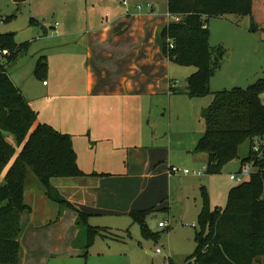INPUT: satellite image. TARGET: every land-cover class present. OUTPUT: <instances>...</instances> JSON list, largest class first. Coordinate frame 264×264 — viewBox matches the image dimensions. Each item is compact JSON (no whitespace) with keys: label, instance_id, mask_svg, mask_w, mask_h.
Returning a JSON list of instances; mask_svg holds the SVG:
<instances>
[{"label":"trees","instance_id":"1","mask_svg":"<svg viewBox=\"0 0 264 264\" xmlns=\"http://www.w3.org/2000/svg\"><path fill=\"white\" fill-rule=\"evenodd\" d=\"M168 5L170 14L184 19L163 31L164 53L174 64L196 69L187 80V88L175 93L192 99L214 95L213 103L203 111L206 132L195 150L208 155L207 174H220L226 165L238 160L241 165L255 162L256 168L247 182L230 191L225 209H212L209 193L203 188L198 247L185 264H259L264 258V154L259 159L253 147L255 141L264 138V79L246 90L213 93L211 81L222 68L225 50L211 46L209 28L204 26L215 18L250 16L252 31H264V0H168ZM169 39L175 44L172 50ZM30 46L18 44L15 34H0V52H10L3 58L8 64L0 63V177L4 178L0 186V264L20 261L22 218L30 210L25 202L29 174L51 200L73 209L53 183L87 177L79 167L72 136L39 122L38 113L11 79L8 66L27 54ZM48 69L47 58L41 57L36 77L43 81ZM248 142L250 151L242 159L241 148ZM147 213L135 211L131 216L150 237L145 227ZM90 220V215L78 212V228L81 235L86 234L85 257L104 232L93 227Z\"/></svg>","mask_w":264,"mask_h":264},{"label":"rangeland","instance_id":"2","mask_svg":"<svg viewBox=\"0 0 264 264\" xmlns=\"http://www.w3.org/2000/svg\"><path fill=\"white\" fill-rule=\"evenodd\" d=\"M84 2L85 0H27L17 4L13 0H0V34H15L18 44L30 43L31 45L27 54L23 55L14 65L8 66L11 75L15 72H21L23 75L24 72L28 73L29 83L22 86L26 92L32 84L36 85V89L43 88V81L36 77V68L41 56H46L47 62L50 59L51 66L55 63L57 69L61 66H66L68 69L74 68L73 79L78 88L83 89V81L78 82L76 79L78 76L84 77L82 57L70 64L61 58L60 53L53 61L54 59L49 57L50 51H54L59 46H48L47 43L51 44L50 40L58 37L64 29L66 33L75 32L78 29L76 18L79 16L81 21L79 29L80 31L85 29L87 15ZM8 19L11 21L8 22ZM33 19L35 23H32ZM245 22L232 16L231 18H215L210 21L213 28V30L210 29L211 46L223 47L225 50L222 68L211 81L210 87L213 93L232 91L236 88L246 90L264 79V31L253 32L251 26H246ZM42 46L47 49L45 51L49 52L46 54L43 51L39 52ZM63 48L73 51L75 45L73 42H68L65 47L63 42ZM78 56L81 55L78 54ZM0 63L8 64V61L4 59ZM178 68H180L178 81L182 87L178 90H185L187 80L196 69L193 67ZM17 83L23 85L24 82L18 81ZM182 95L185 94L177 93L173 97L174 105L170 108L168 105L165 110L154 114L152 118L148 115H141L144 116L143 118L151 119L156 129L155 134L159 132L164 149L157 152L141 149V154L138 156L139 162L134 167V174L137 176L132 175L130 179H127L123 183L124 189H114L117 199L114 202L119 208L124 206L128 198L133 199L134 203L144 204L146 201L145 206H147L148 213L145 218V227L150 237L130 213H111L94 219L93 225L104 231V235L96 237L87 258L51 256L49 261H52V264H168L171 260L174 264H185L186 260L195 254L198 247L197 232L201 230L199 214L204 204L203 188L209 193L212 209L217 207L225 209L228 205L230 191L239 185L238 182L232 181L231 177L240 172L242 165L239 160L234 161L226 165L220 174H207L208 157L206 154L197 153L195 148L206 127L203 111L213 103L214 95L211 94L201 99H191L189 96L183 97ZM26 96L28 101L34 105L33 92ZM261 100L264 104V93L261 95ZM83 111L85 112L81 116L77 114L81 122L90 124L92 118L95 120L97 117L103 118L102 113L87 109ZM63 114L66 119H73L72 109L68 106L63 108ZM119 115L118 113V122L121 119ZM112 117L115 121H111V130L116 132L114 136L124 138L121 142L123 145H120L124 146L121 148L123 155L131 152V148L142 145L139 135L146 130V127L141 117H136L133 121L135 124L130 125H119L117 114L114 111ZM154 127L150 126V129ZM86 129L88 134L92 126L89 125ZM107 131L109 132V129L99 132L94 128L93 132L96 137L104 138L106 137L104 132ZM249 151L250 143L248 142L241 148L240 157L242 159L247 157ZM127 154L126 157L129 155ZM147 163L151 167H147ZM171 167L187 169L192 173L203 172V174L201 176L177 174L170 178ZM153 177L156 179L154 180ZM35 182L38 184L36 178L29 174L28 191L37 188V185H34ZM59 182L61 180L54 181V186ZM99 193L102 192L99 191ZM61 195L66 200L62 193ZM79 197L81 200L87 199L83 194ZM47 202H49L50 210L54 211H51L53 214L66 211V209H59L50 201ZM42 207L48 211L46 205ZM161 223H164L167 228L161 229ZM193 224H196L197 228L190 227ZM49 237L48 234L45 235V239ZM82 242H86L85 232L76 245L80 247ZM158 250H161L162 254H158ZM259 264H264V258Z\"/></svg>","mask_w":264,"mask_h":264},{"label":"crops","instance_id":"3","mask_svg":"<svg viewBox=\"0 0 264 264\" xmlns=\"http://www.w3.org/2000/svg\"><path fill=\"white\" fill-rule=\"evenodd\" d=\"M147 4H151L152 9L145 7L143 11L137 10V6ZM84 6L87 15L85 29H79V16L76 18L78 29L75 32L66 33L64 29L58 37L50 40L51 44L47 43L48 46H59L50 51L49 57L53 58V61L60 53L61 58L70 64L82 57L84 77L76 78L78 82L83 81L82 90L73 79L74 68L61 66L57 69L55 63L51 66L50 59L42 89H36V85L32 84L26 92L22 86L29 83L28 73L10 74L26 99V95L33 92L35 103L33 102V105L28 102L38 113V121L72 136L79 167L87 175L82 179L61 180L55 186L74 209L51 200L39 183H34L37 185L35 190L27 189L25 202L30 210L25 212L22 218L19 264H52V261H49L51 256L57 255L63 258L85 257L84 243L82 242L80 247L76 245L82 236L78 228V212L90 215V223L95 227L94 219L104 215L146 211V201L144 204L134 203V200L129 198L124 202V206L119 208L114 202L117 201L114 189H124L123 183L132 175L137 176L134 174V167L139 162L141 149L156 152L164 149L160 134H155L156 129L151 119L141 115L152 118L168 105L170 108L175 102V91L182 89L178 81V67L181 66L171 62L163 50L162 33L171 24L168 0H129L128 6H125L122 0H85ZM257 10L258 8L256 12ZM229 17L231 18H224ZM232 17L242 22L247 20L245 25L252 27L253 18L250 16ZM208 28L209 31L213 30L210 23ZM63 42L65 47L68 42H73L75 50L64 49ZM42 48L44 47L42 46L39 52H49ZM18 81L24 82L23 85H18ZM182 96L188 97L186 94ZM65 106L72 109V120L65 118ZM84 109L102 113L103 118H92L90 124L81 122L77 114L81 116L85 112ZM113 111L117 114V122L118 113L120 114L119 125L135 124L133 121L136 117L144 120L147 131L144 130L139 135L142 145L131 148L129 155H123L121 152V148H124L121 147L123 136H114L116 132L111 130ZM89 125L92 129L87 134L86 128ZM150 126L154 128L150 129ZM94 128L99 132L109 129V132H104L106 137L99 138L94 135ZM205 132L206 127L203 135ZM146 165L151 167L148 163ZM3 182L4 178L0 177V186ZM82 194L87 199L81 200L79 196ZM47 201L66 211L53 214L54 211L50 210ZM45 205L49 212L42 207ZM46 234L50 236L47 239Z\"/></svg>","mask_w":264,"mask_h":264},{"label":"built area","instance_id":"4","mask_svg":"<svg viewBox=\"0 0 264 264\" xmlns=\"http://www.w3.org/2000/svg\"><path fill=\"white\" fill-rule=\"evenodd\" d=\"M122 3L125 5V6H128L129 5V0H122ZM147 7L148 9H152V5L151 4H147V5H139L137 6V10L139 11H143V9ZM170 19H171V23H176V24H180L182 23L184 17L181 16V15H172L170 14ZM205 29H208V26L205 25L204 26ZM168 48L169 50H172L175 48V44L174 42L169 39L168 40ZM10 55V52L5 50V51H1L0 52V60H3V58H6ZM45 85H47V83H45ZM253 151L254 153L257 155V157L259 159L262 158L263 154H264V138L262 139H258L257 141H255L254 143V147H253ZM255 162H250V163H246V164H243L242 167H241V170L238 174H235V175H232L231 179L232 181H236L238 182L239 184H242V183H245L247 182L251 176L253 175V173L255 172ZM177 174H185V175H202L203 172H200V173H192L190 170H182V169H179V168H176V167H171L170 169V176H174V175H177ZM160 227L165 229L167 228V226L164 224V223H161L160 224ZM190 227L192 228H197V225L196 224H193L191 225ZM158 254H162V251L161 250H158L157 252Z\"/></svg>","mask_w":264,"mask_h":264},{"label":"water","instance_id":"5","mask_svg":"<svg viewBox=\"0 0 264 264\" xmlns=\"http://www.w3.org/2000/svg\"><path fill=\"white\" fill-rule=\"evenodd\" d=\"M15 3L19 4V3H24L26 2L27 0H13ZM3 134L7 137H11V134L10 133H6V132H3Z\"/></svg>","mask_w":264,"mask_h":264}]
</instances>
